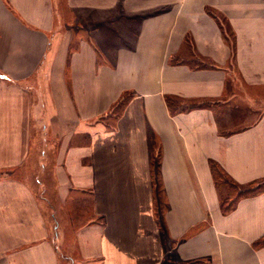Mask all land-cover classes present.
<instances>
[{"label":"crops","instance_id":"0c3cea01","mask_svg":"<svg viewBox=\"0 0 264 264\" xmlns=\"http://www.w3.org/2000/svg\"><path fill=\"white\" fill-rule=\"evenodd\" d=\"M212 163L264 182V0H0V264H264Z\"/></svg>","mask_w":264,"mask_h":264},{"label":"trees","instance_id":"16d2710c","mask_svg":"<svg viewBox=\"0 0 264 264\" xmlns=\"http://www.w3.org/2000/svg\"><path fill=\"white\" fill-rule=\"evenodd\" d=\"M121 102H125L123 99ZM119 106V105H118ZM212 172L218 189H222V182H224L223 177L226 176L224 172L214 163H212ZM227 177V176H226ZM229 183V184H226ZM226 185L227 196L222 199V209L224 213H228L234 209L237 202L246 196L255 195L256 193L264 190V182H254L248 185H238L233 180L227 177ZM264 239H262L259 244H263Z\"/></svg>","mask_w":264,"mask_h":264},{"label":"rangeland","instance_id":"374dc122","mask_svg":"<svg viewBox=\"0 0 264 264\" xmlns=\"http://www.w3.org/2000/svg\"><path fill=\"white\" fill-rule=\"evenodd\" d=\"M223 179H224V182H222V185H221L222 186L221 192L224 194V198H225L227 196V190H226L227 188L224 185L229 184V183H226V179H227L226 176H224Z\"/></svg>","mask_w":264,"mask_h":264}]
</instances>
